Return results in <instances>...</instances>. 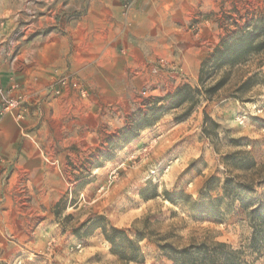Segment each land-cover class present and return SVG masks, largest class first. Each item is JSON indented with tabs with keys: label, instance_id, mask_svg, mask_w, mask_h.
I'll return each mask as SVG.
<instances>
[{
	"label": "rangeland",
	"instance_id": "1",
	"mask_svg": "<svg viewBox=\"0 0 264 264\" xmlns=\"http://www.w3.org/2000/svg\"><path fill=\"white\" fill-rule=\"evenodd\" d=\"M118 2L121 18L106 19L110 0H0V108L16 100L0 120V264H124L100 231L85 233L97 217L142 239L141 264H175L165 245L264 264L263 57L185 120L134 126L157 99L196 87L203 61L263 18L264 0ZM235 152L254 169L225 163ZM226 180L238 199L222 196ZM216 199L217 217L191 205Z\"/></svg>",
	"mask_w": 264,
	"mask_h": 264
},
{
	"label": "trees",
	"instance_id": "2",
	"mask_svg": "<svg viewBox=\"0 0 264 264\" xmlns=\"http://www.w3.org/2000/svg\"><path fill=\"white\" fill-rule=\"evenodd\" d=\"M262 56L264 65V17L256 20L252 24L246 25L239 33L227 39H223L218 46L210 53L201 64L196 87L182 85L177 87L173 93L157 99L155 103L147 108L135 121L134 126L140 129L150 128L154 122L158 121L165 112H178L174 117L175 122L185 120L202 101H211L225 87L229 81L230 71L240 65L246 64L251 57ZM251 79L243 82L239 91L245 88ZM166 104V105H165ZM214 127L217 125L205 115L203 134L207 138L212 137L217 140V134L213 128L208 127L207 123ZM131 131H127L125 139L130 140ZM233 170L248 172L254 169L255 163L247 157L244 152H235L223 159ZM239 178V176L232 177ZM251 188V185L245 186ZM243 188V187H241ZM222 196L230 199H238L239 192L232 186L231 180H226L223 186ZM164 199L172 205H178L182 201L190 203L191 198L184 196L183 193L165 192ZM143 198H145L143 196ZM222 199L208 202L191 203L194 211L198 215L217 217L219 215ZM244 209L247 207L241 204ZM102 217H97L89 221L85 233L100 231L103 240L110 245L111 253L117 256L118 260L124 264H141L143 254L139 243L142 239L138 235L134 239L129 238L124 230L109 228L102 225ZM224 247V244H218ZM175 264H215V259L206 250L189 252V249L177 250L172 245L158 246Z\"/></svg>",
	"mask_w": 264,
	"mask_h": 264
},
{
	"label": "crops",
	"instance_id": "3",
	"mask_svg": "<svg viewBox=\"0 0 264 264\" xmlns=\"http://www.w3.org/2000/svg\"><path fill=\"white\" fill-rule=\"evenodd\" d=\"M110 3H111V13H109V15L107 16V11L105 10L106 14L103 16L101 15V17L106 18V19L107 18L120 19L121 15L118 13L120 9L118 0H110ZM113 10H114V13H113ZM87 16H89V12Z\"/></svg>",
	"mask_w": 264,
	"mask_h": 264
},
{
	"label": "built area",
	"instance_id": "4",
	"mask_svg": "<svg viewBox=\"0 0 264 264\" xmlns=\"http://www.w3.org/2000/svg\"><path fill=\"white\" fill-rule=\"evenodd\" d=\"M123 1L126 2L127 0H123ZM15 102L16 100L11 98L5 103V105L2 106V108H0V120L5 112L9 111L11 108L14 107Z\"/></svg>",
	"mask_w": 264,
	"mask_h": 264
}]
</instances>
